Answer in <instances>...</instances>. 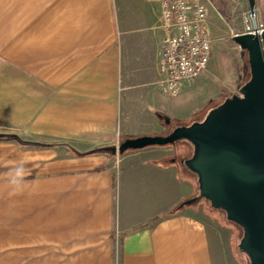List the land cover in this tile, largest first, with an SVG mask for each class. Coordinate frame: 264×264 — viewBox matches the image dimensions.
<instances>
[{
  "label": "crops",
  "instance_id": "1",
  "mask_svg": "<svg viewBox=\"0 0 264 264\" xmlns=\"http://www.w3.org/2000/svg\"><path fill=\"white\" fill-rule=\"evenodd\" d=\"M164 35L159 0H0V125L17 130L0 132V264H248L209 202L166 215L201 190L176 146L75 154L193 120L196 84L160 82Z\"/></svg>",
  "mask_w": 264,
  "mask_h": 264
},
{
  "label": "water",
  "instance_id": "2",
  "mask_svg": "<svg viewBox=\"0 0 264 264\" xmlns=\"http://www.w3.org/2000/svg\"><path fill=\"white\" fill-rule=\"evenodd\" d=\"M255 13L257 0H247ZM234 42L248 54L250 79L223 105L212 110L204 122L178 126L167 135H144L103 148L112 155L149 147L187 142L193 154L182 160L199 176L200 199L226 213L230 222L244 229L239 248L252 264H264V31L235 34ZM170 123V120H167Z\"/></svg>",
  "mask_w": 264,
  "mask_h": 264
},
{
  "label": "built area",
  "instance_id": "3",
  "mask_svg": "<svg viewBox=\"0 0 264 264\" xmlns=\"http://www.w3.org/2000/svg\"><path fill=\"white\" fill-rule=\"evenodd\" d=\"M165 35L158 59L160 82L172 98L200 78L213 57L210 0H159ZM243 34H261L255 13L245 18ZM119 174V173H118Z\"/></svg>",
  "mask_w": 264,
  "mask_h": 264
},
{
  "label": "rangeland",
  "instance_id": "4",
  "mask_svg": "<svg viewBox=\"0 0 264 264\" xmlns=\"http://www.w3.org/2000/svg\"><path fill=\"white\" fill-rule=\"evenodd\" d=\"M213 1L217 2L218 4L227 2V6L225 8L230 16V20L226 21L224 18L221 19L220 17H218L219 24L217 25L216 30L213 31L211 18V32L214 38V58L212 57L209 65V67L211 66V70L207 72L209 70L208 68V70L200 78L190 83L193 85L196 84L195 87L191 88V93L195 98H193V100L191 101H193L192 103L194 104V107L196 109L198 108L194 115L200 120L205 119L206 115L211 109H214L218 107V105L225 103L233 95H240L241 88L246 81L248 73V54L247 52L241 50L233 40V36L235 34H241L244 31L245 18L250 15L248 2L247 0ZM255 19L257 23L264 24V0H257L255 6ZM190 84H188L187 86H189ZM187 124L192 125V121H187L186 125ZM176 125H178L176 122L167 124L166 127L168 131L163 134H156L155 136L167 135L171 133L175 128H177ZM0 132L13 134L17 133V130L4 125H0ZM144 135L153 134H143L139 136ZM125 139L127 138H124L123 140ZM120 143L121 142L115 143L114 145H119ZM174 146L177 147L176 150H182L179 151L182 154L177 153V156L189 157L193 153V146L189 143L178 142ZM206 201L209 202L208 200L200 199L195 204L187 206V208L198 206L199 204H203ZM219 213L223 214V216L226 217L225 211L222 210ZM238 230H240V234H243L244 236V230H242L241 228H238ZM246 257L247 261L249 262L248 256Z\"/></svg>",
  "mask_w": 264,
  "mask_h": 264
},
{
  "label": "trees",
  "instance_id": "5",
  "mask_svg": "<svg viewBox=\"0 0 264 264\" xmlns=\"http://www.w3.org/2000/svg\"><path fill=\"white\" fill-rule=\"evenodd\" d=\"M215 6H216V8L220 11V13H221V15H222V17L226 20V21H229L230 20V16H229V14L227 13V11H226V9L224 8V6H225V3L226 2H223V3H220V4H218L217 2H215V1H213V0H210ZM238 34H240V33H238ZM248 56V55H247ZM248 59V58H247ZM247 68H248V73H247V77H246V81H245V83H244V85L242 86V88L248 83V81H249V79H250V67H249V64H247ZM224 104V103H223ZM223 104H221V105H223ZM221 105H218V107H220ZM218 107H216V108H218ZM216 108H214V109H216ZM214 109H211L209 112H208V114L212 111V110H214ZM208 114L206 115V117L208 116ZM206 117H205V119H206ZM194 118V119H193ZM193 120H192V124H194V123H196V122H204V120L205 119H203V120H200V119H198L197 117H195V115L193 116ZM178 125L179 126H187L186 125V122H178ZM122 142V141H121ZM185 143H187V142H185ZM174 146V145H173ZM99 153H104V154H107V155H109V156H111V157H115L116 155H112V154H110V153H107V152H105V150L104 149H96V150H92V151H89V152H86V153H80V152H75V154L77 155V156H86V155H93V154H99ZM121 155H123V154H121ZM190 157H183V156H176V160H177V162H181L182 160H186V159H189ZM189 200V199H188ZM187 206L186 205H184V202L183 203H181V204H179V205H177L176 207H174L173 209H171L170 211H168L167 213H166V215L167 216H173V215H177V214H179L181 211H183L185 208H186ZM212 207V206H211ZM212 209L214 210V211H217V212H221L222 210H218V209H215V208H213L212 207ZM161 219V217H157V218H155V220L153 221V223H155V222H157V221H159ZM226 219H227V216H226ZM228 220V219H227ZM232 224H234V225H236L238 228H241L242 230H244L239 224H237V223H235V222H231ZM242 252V251H241ZM245 254V253H244ZM246 256H248L247 254H245ZM248 259H249V262H248V264H252L251 263V260H250V258L248 257Z\"/></svg>",
  "mask_w": 264,
  "mask_h": 264
}]
</instances>
